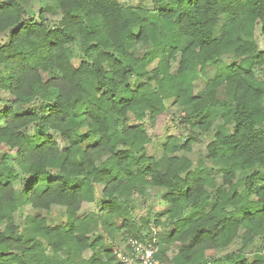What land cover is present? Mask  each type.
Segmentation results:
<instances>
[{"label": "clouds", "instance_id": "obj_1", "mask_svg": "<svg viewBox=\"0 0 264 264\" xmlns=\"http://www.w3.org/2000/svg\"><path fill=\"white\" fill-rule=\"evenodd\" d=\"M0 264H264V0H0Z\"/></svg>", "mask_w": 264, "mask_h": 264}]
</instances>
